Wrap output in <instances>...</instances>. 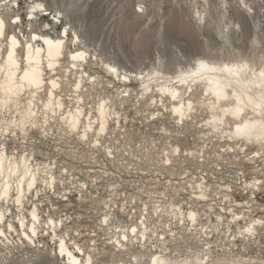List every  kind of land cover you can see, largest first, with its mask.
<instances>
[{
    "label": "rangeland",
    "instance_id": "1",
    "mask_svg": "<svg viewBox=\"0 0 264 264\" xmlns=\"http://www.w3.org/2000/svg\"><path fill=\"white\" fill-rule=\"evenodd\" d=\"M37 1L47 10L37 7L31 18L30 8ZM0 10L9 31L21 39L30 38L32 31L59 35L67 28L69 48L84 46L123 71L161 67L173 72L199 56L245 57L257 66L264 62V0H0ZM16 14L22 23L11 19ZM75 33L80 41L71 40ZM99 66H87L103 78L95 88L87 84L85 102L95 109L100 98L109 96L121 112V123H114L100 143L69 133L57 122L45 132L31 128L27 139L22 133L3 135L0 129V148L33 154V163H51L55 170L57 181L50 188L39 183L40 198L30 193L26 208L34 201L43 218H61L60 232L93 252L95 264H114L120 257L131 264V253L114 251L110 240L120 227L140 225L144 217L157 234L174 232L175 240L170 237L166 246L175 256L191 257L197 251L204 255L208 247L214 260L210 264H232L235 258L264 264V225L254 237L243 238L239 232L250 217L264 219V157L253 160L249 153L258 148L251 146L246 153L223 150L227 146L219 135L198 128L208 118L205 111L184 124L168 115L153 118L164 110L151 100L138 101L143 90L136 83L131 85L132 96L120 104L124 86ZM69 88L66 93H71ZM174 146L180 153H174ZM257 178L262 180L258 188L248 185ZM198 183L208 197L195 196L201 192ZM11 207L16 216V207ZM180 207L199 211L197 230L175 220L172 212ZM234 211L245 214L246 220L232 223ZM219 213L223 221L216 218ZM149 233L152 239L145 249L132 248L143 255L133 264H149L154 246L162 249V241ZM40 239L44 247L22 244L12 231L8 238L1 236L0 264H63L52 253L54 243L45 231ZM94 246L99 249L92 250Z\"/></svg>",
    "mask_w": 264,
    "mask_h": 264
},
{
    "label": "bare ground",
    "instance_id": "2",
    "mask_svg": "<svg viewBox=\"0 0 264 264\" xmlns=\"http://www.w3.org/2000/svg\"><path fill=\"white\" fill-rule=\"evenodd\" d=\"M222 1L226 4L228 0ZM37 7L47 10L42 2L37 1L30 8L31 18L36 17ZM199 15L202 18L200 13ZM13 18L16 23L23 22L19 14L11 16ZM30 35V38L21 39L16 31H9V25L0 10V129L3 135L22 133L27 139L31 128H42L45 132L57 122L60 128L69 133L74 132L82 139L93 137L96 144L100 143L114 123H121V112L117 102L109 96L100 98L95 109L87 106L84 93L87 84L95 88L103 78L87 68L90 64L97 67L100 65L108 76H115L122 83L124 89L119 94L120 104L132 96L131 85L136 83L143 90L138 101L151 100L164 110L153 113V118L168 115L179 124H184L205 111L209 114L208 118L198 128L202 127L219 135L227 146L223 150L246 153L247 149L254 146L258 149L249 152L253 154L251 159L264 157V62L257 66L254 61L245 57L199 56L195 63L179 65L173 72L161 67L138 72L123 71L116 62L99 59L84 46L69 48L71 33L67 28L61 30L59 35L46 31H32ZM74 39L80 41V35L75 33L71 40ZM69 85L67 92L71 93H66ZM164 129L167 130L165 127ZM173 150L175 154L180 153L178 146H174ZM188 153L194 154L192 150ZM30 155L33 154L11 153L0 148V237L8 238L12 231L18 235L22 244L27 241L33 246L44 247L40 238L45 231L54 243L52 253L56 258L62 259L61 263L95 264L93 252L85 250L77 239L69 238L67 232H60L64 226L61 218L57 219L53 215L43 218L39 205L34 201L29 209L26 208L30 193L35 198H40L43 184L50 188L57 181L51 163H33ZM170 160L171 157L167 155L165 161L169 163ZM261 181L257 178L248 185L258 188ZM198 188L201 192L196 197H208L200 183ZM236 203L241 204L238 201ZM11 205L18 211L16 216ZM222 209L225 210V207L222 206ZM172 214L181 227L191 225V229L197 230L196 227L201 222L199 211L195 209L184 212L180 207L179 211L175 210ZM216 218L218 221L224 219L222 213ZM107 219L105 214L103 221L107 222ZM143 219L140 220V225L133 224L127 229L120 227L110 240V247L114 251L131 253V264L142 261L143 255L132 248L145 249L147 241L152 239L150 231L157 235L158 241H162L163 247L158 250L154 246L156 251L148 256L149 264L214 262L208 247L204 255L197 251L191 257L175 256L170 247L166 246L170 237L175 240L174 232L169 236L163 232L157 234ZM242 219L246 220L245 214L233 212L232 223L238 225ZM245 223V226L240 227V236L254 237L258 229L263 227L264 219L250 217ZM203 233L207 234L206 230ZM96 247L92 250L99 249ZM102 250L107 252L106 248ZM231 262L258 264L241 258H235ZM114 264L128 263L120 257Z\"/></svg>",
    "mask_w": 264,
    "mask_h": 264
}]
</instances>
